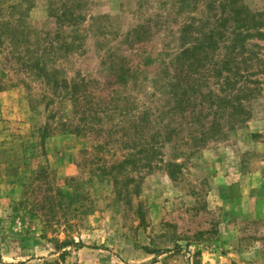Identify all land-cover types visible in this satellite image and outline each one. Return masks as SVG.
<instances>
[{"label":"rangeland","instance_id":"rangeland-1","mask_svg":"<svg viewBox=\"0 0 264 264\" xmlns=\"http://www.w3.org/2000/svg\"><path fill=\"white\" fill-rule=\"evenodd\" d=\"M0 264H264V0H0Z\"/></svg>","mask_w":264,"mask_h":264},{"label":"trees","instance_id":"trees-1","mask_svg":"<svg viewBox=\"0 0 264 264\" xmlns=\"http://www.w3.org/2000/svg\"><path fill=\"white\" fill-rule=\"evenodd\" d=\"M178 82V84H177V86L179 87V89H180V91H181V94H186V92L189 90V87H187V86H185V85H183V83L181 82V85H180V80L178 79L177 80ZM67 88V87H66ZM191 88V87H190ZM184 95H180V98H179V100L181 101L182 100V97H183ZM200 100H198V103H200L199 102ZM102 146V145H101ZM100 145L98 146V147H101ZM138 151L141 153V154H144V152H145V149H138ZM136 153H138V152H136ZM127 159V158H126Z\"/></svg>","mask_w":264,"mask_h":264}]
</instances>
